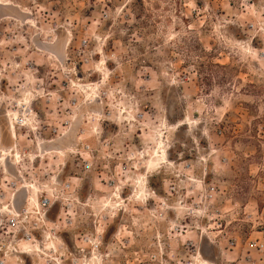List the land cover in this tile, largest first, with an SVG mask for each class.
Here are the masks:
<instances>
[{"label": "rangeland", "instance_id": "374dc122", "mask_svg": "<svg viewBox=\"0 0 264 264\" xmlns=\"http://www.w3.org/2000/svg\"><path fill=\"white\" fill-rule=\"evenodd\" d=\"M0 147L9 264H264V0H0Z\"/></svg>", "mask_w": 264, "mask_h": 264}, {"label": "built area", "instance_id": "2783aa9c", "mask_svg": "<svg viewBox=\"0 0 264 264\" xmlns=\"http://www.w3.org/2000/svg\"><path fill=\"white\" fill-rule=\"evenodd\" d=\"M31 110V109H30ZM32 111V110H31ZM18 123L22 122L21 118H17ZM65 187L71 188V183L66 182ZM24 203H27L25 201ZM52 201L50 197L44 196L40 200H36V204H33V209L36 212L37 217H41L46 215V210L50 207ZM12 210L9 215L4 218V232L7 235H12L14 239L20 240L24 245L30 247L33 245L32 243L36 240L33 230L28 229V225L24 222L23 215L27 214L29 209L25 206H22L20 210ZM34 229V228H33ZM27 247V248H28ZM8 252L2 251L0 255V264H9L8 263ZM247 264H256L255 262L248 261Z\"/></svg>", "mask_w": 264, "mask_h": 264}, {"label": "bare ground", "instance_id": "6f19581e", "mask_svg": "<svg viewBox=\"0 0 264 264\" xmlns=\"http://www.w3.org/2000/svg\"><path fill=\"white\" fill-rule=\"evenodd\" d=\"M7 119V118H6ZM13 128V127H12ZM11 127H10V125H9V127H8V133L10 134V132H11V129H12ZM10 136V139H13V134H10L9 135ZM1 148V147H0ZM2 151H5V152H7V150H8V148H6V150H3V149H1ZM43 150V148L41 147V149H40V152L41 153H43V152H45V151H42ZM47 152V151H46ZM25 186H21V188H24ZM29 199V201H31L32 202V204H36V199L34 198V196L33 197H29L28 198ZM16 211V210H15ZM27 245H23V247H26ZM37 250L38 251H40L41 250V246L39 245V248H37ZM14 252V254H15V256H17V257H20L19 255L20 254H28V252H26L25 250H13Z\"/></svg>", "mask_w": 264, "mask_h": 264}, {"label": "crops", "instance_id": "0c3cea01", "mask_svg": "<svg viewBox=\"0 0 264 264\" xmlns=\"http://www.w3.org/2000/svg\"><path fill=\"white\" fill-rule=\"evenodd\" d=\"M3 5H5L6 4V2L5 3H2Z\"/></svg>", "mask_w": 264, "mask_h": 264}]
</instances>
